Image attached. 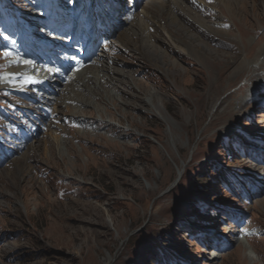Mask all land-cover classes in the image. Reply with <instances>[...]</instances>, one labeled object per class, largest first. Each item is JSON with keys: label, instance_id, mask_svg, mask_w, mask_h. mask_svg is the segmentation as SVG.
<instances>
[{"label": "rangeland", "instance_id": "1", "mask_svg": "<svg viewBox=\"0 0 264 264\" xmlns=\"http://www.w3.org/2000/svg\"><path fill=\"white\" fill-rule=\"evenodd\" d=\"M93 1L0 0V72L18 54L26 60L21 43L61 38L55 14L71 11L57 29L66 33ZM261 3L141 0L142 21L106 12L122 24L99 55L70 70V83L36 90L39 103L55 92L42 106L57 111L47 122L41 109L29 113L30 143L16 151L8 131L23 114L0 120V264H164L159 249L172 264H264ZM177 21L207 59L166 44L162 32Z\"/></svg>", "mask_w": 264, "mask_h": 264}, {"label": "bare ground", "instance_id": "2", "mask_svg": "<svg viewBox=\"0 0 264 264\" xmlns=\"http://www.w3.org/2000/svg\"><path fill=\"white\" fill-rule=\"evenodd\" d=\"M172 1V0H170ZM169 3V2H167ZM174 6L178 7V4L179 3L178 1H174ZM261 4H264V3H261ZM129 7V5H128ZM263 9H264V6H262ZM156 8V7H155ZM147 9V8H146ZM161 9V8H160ZM180 9V7H179ZM154 11V10H153ZM170 11V10H169ZM123 17L125 20L129 19L130 17L134 16L135 14H137V9H128V8H125V10L123 11ZM144 12V11H142ZM142 12H138V16H139V20L142 21L143 19V16L147 17V13L144 15V13ZM168 12V10H167ZM141 13V14H140ZM184 13H186L184 11ZM178 14V13H177ZM176 14V15H177ZM199 26L203 27L204 26V23L203 21L199 20L198 18H195L193 17L192 18ZM134 20V19H133ZM139 25V24H138ZM137 25V26H138ZM160 25V24H159ZM157 27V26H156ZM164 27V26H163ZM162 27V28H163ZM174 27V26H173ZM161 32V31H160ZM164 32V33H163ZM162 34H163V37H164V41L166 42V44L172 48H174L175 50L177 51H183L187 54H191V53H195L199 56V58H203V59H207L208 57L204 54L208 53L209 51L205 52V46L203 45V43L199 40L197 41V39L193 36H190V34L187 33V31L181 27L178 26V21L177 23L175 24V28L173 31H170V30H166V31H163ZM119 37V36H118ZM127 39V38H126ZM143 39V38H142ZM130 41V40H129ZM128 41V42H129ZM120 42V41H119ZM199 42V43H197ZM48 43V42H47ZM122 43V42H121ZM123 45V44H122ZM254 51H255V46H253V48H249L248 49V54L251 56L252 54L254 55ZM211 52V51H210ZM257 52H261L263 58H264V48L262 50H258L257 49ZM207 57V58H206ZM207 61V60H206ZM63 63L66 64V66H70L71 68L74 66L73 64V61L70 60V59H65L64 61H62ZM80 65H78L76 63V70H80V68L83 66V63H79ZM211 66V65H210ZM59 68V67H58ZM94 68V67H93ZM241 69V68H240ZM32 70V67H28L25 71V73H30L29 71ZM240 71V70H239ZM21 72L22 71H13L11 73L8 74V77H9V80L10 81H13V80H16V76L18 77H21ZM58 72H60V69L59 71H56V72H52L53 74H58ZM89 72V71H88ZM98 72V71H96ZM109 72V71H108ZM11 74V76H10ZM43 73H40L39 76H36V75H26L24 78H25V82L23 83L22 85V88L24 89V85L28 84L31 88H43V86H46L48 84V80H46L45 77H42ZM78 75V74H77ZM79 76V75H78ZM77 77V76H76ZM22 78V77H21ZM77 79V78H76ZM86 77L84 78L83 77V80H85ZM22 80V79H21ZM20 80V83H22ZM78 81H82L81 79H79ZM77 81V82H78ZM74 82V81H73ZM4 83H7V82H4ZM99 84V83H98ZM105 84V83H104ZM8 86H12V83L10 84L8 82L7 84ZM71 85V84H70ZM73 87L75 88L76 87V83H73ZM27 86V85H26ZM13 88V87H12ZM23 89H21V91H23V93H25L27 95L28 98L31 99V95L29 93H26V91H24ZM69 89V88H68ZM71 90V89H70ZM43 109H47V110H50L51 112H56L57 111V108L56 106L54 105H50L48 103H46L44 106H43ZM50 126H51V123H50ZM55 140H58L56 137H54ZM109 141V140H108ZM48 149V148H47Z\"/></svg>", "mask_w": 264, "mask_h": 264}, {"label": "trees", "instance_id": "3", "mask_svg": "<svg viewBox=\"0 0 264 264\" xmlns=\"http://www.w3.org/2000/svg\"><path fill=\"white\" fill-rule=\"evenodd\" d=\"M160 250V252H161V257H162V263H164V264H172V262H173V255H172V253L171 252H164V251H162V249H159Z\"/></svg>", "mask_w": 264, "mask_h": 264}, {"label": "snow or ice", "instance_id": "4", "mask_svg": "<svg viewBox=\"0 0 264 264\" xmlns=\"http://www.w3.org/2000/svg\"><path fill=\"white\" fill-rule=\"evenodd\" d=\"M5 55L7 56V55H9L8 53H5Z\"/></svg>", "mask_w": 264, "mask_h": 264}]
</instances>
